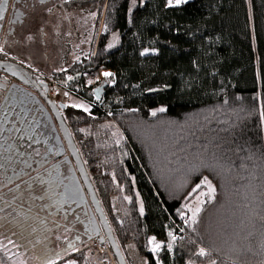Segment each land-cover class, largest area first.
<instances>
[{"label": "trees", "instance_id": "1", "mask_svg": "<svg viewBox=\"0 0 264 264\" xmlns=\"http://www.w3.org/2000/svg\"><path fill=\"white\" fill-rule=\"evenodd\" d=\"M67 9L98 11L95 42L48 78L88 106L62 115L126 264L135 253L142 264H264V0H75ZM104 71L112 75L98 84ZM12 111L1 112L0 139L35 137L45 149L31 131L41 116ZM46 172L0 190V264H115L104 233L85 238L88 214L71 216ZM162 212L154 254L148 217L158 223Z\"/></svg>", "mask_w": 264, "mask_h": 264}, {"label": "flooded vegetation", "instance_id": "2", "mask_svg": "<svg viewBox=\"0 0 264 264\" xmlns=\"http://www.w3.org/2000/svg\"><path fill=\"white\" fill-rule=\"evenodd\" d=\"M3 1V5L0 9V16L3 17V19H0V48L2 49L0 62L20 66L25 69L35 81L46 83L47 86L42 88L43 93L48 90L49 98L51 100L53 99V102L61 104L60 101H56L55 97L51 98L53 87L47 81L49 79L48 76L54 72L47 73L44 70H39L36 65L42 63V61L49 63L48 53L41 49L46 43L47 46L49 43L50 46L53 47L54 43L48 42L46 39L53 40L54 38L55 27L53 29V25L54 23L56 24V17H59L58 12L63 10V13H66V19H68L67 11L69 9H67V5L75 0ZM50 13H54L52 17L54 19L50 27L49 25L46 27L45 24L48 21ZM37 19L40 20L39 24H37ZM43 20L45 22L44 26L41 24ZM68 21H70V19ZM49 34L52 36L50 37ZM35 37L40 39L41 47L39 52L34 49L36 43L31 45L29 42V40L31 41ZM40 78L46 81H42ZM75 79L76 74L71 76V79L68 77L66 84L73 83ZM8 92L9 95L7 97H9L10 100L12 99V105L9 107V114H12V110L16 107H20L23 108L24 111L32 113L37 112V114L41 116H38L41 121L33 124L31 131L35 133L38 142L45 145L43 156L49 157L48 162H45L43 168L46 169V174L51 176V180L57 182L58 185L62 187L63 193H66L63 187L64 176H61V173L64 167L63 163H65L63 159L69 157V152L65 145L60 144V141L64 144V140L61 136H58L60 135V129L57 122L53 118L52 123L47 116L46 111L50 110V108L39 91L32 87L28 77L22 76L12 68L0 67V103ZM63 112L64 110H61V113ZM30 115L32 114L30 113ZM6 121L10 122V115L5 117L4 123H6ZM1 124L2 123H0V125ZM68 199V201L65 199L67 203L66 206L68 207L66 210L70 212L71 216L78 218L81 211L88 214V219L84 223L85 238L91 239L92 243H97L99 239L102 240V235L97 236L98 229L92 224L93 219L88 205H80L71 198ZM62 211H64V209H62Z\"/></svg>", "mask_w": 264, "mask_h": 264}, {"label": "rangeland", "instance_id": "3", "mask_svg": "<svg viewBox=\"0 0 264 264\" xmlns=\"http://www.w3.org/2000/svg\"><path fill=\"white\" fill-rule=\"evenodd\" d=\"M191 1V0H189ZM63 10L58 12L59 17H56V24L54 23V38L46 39V41L54 43L53 47L47 43L41 49L44 52L48 53V62L42 61V63L36 65L37 69L44 70L47 73L50 72H60L62 70L68 69L73 63L80 59L82 55H87L91 50L93 43L95 42V35L97 34V21L99 19L98 11H82V10H68V19H66V13H63ZM54 15L50 13L47 23L45 24L44 20L42 21V25L47 27L52 24ZM70 19V21H68ZM40 23V20L37 19V24ZM61 33V34H60ZM50 36V34H49ZM52 36V35H51ZM50 36V37H51ZM49 37V38H50ZM38 41V42H37ZM31 45L35 44L34 49L38 52L40 51L41 43L40 39L36 37L31 41L29 40ZM35 50V51H36ZM2 51V50H1ZM36 51V52H37ZM43 72V71H42ZM105 71L102 72L95 81L98 84L104 79ZM109 73V72H108ZM110 77V76H108ZM42 81H46L43 78H40ZM49 80V79H48ZM49 83L54 84L52 87L51 98H56V101H60L62 104L66 106L76 107L77 109L83 107L88 108V106L84 105L78 98L67 92L60 86L58 82L52 80L50 78ZM96 83V84H97ZM112 86L113 83L110 82ZM57 93V96L53 95ZM53 100V99H52ZM60 104V103H59ZM1 118H4V115H0V123ZM1 130H5V128H1ZM9 129H6L8 131ZM13 142V141H12ZM5 144L7 142L3 141V138L0 139V190L6 186L8 179L13 180V182L19 178L27 177L31 175L33 172L44 167L45 162H48L49 157L43 156L44 149L40 145H36L37 140L35 137H31V139L22 140L21 138L13 143ZM19 149V150H18ZM19 154V155H17ZM11 177V178H8ZM2 179L5 181L3 182ZM11 183V182H10ZM204 195H201L194 204V207H191L193 211L199 208L202 201L204 200ZM192 213V211H191ZM161 218L160 222L156 223L149 219V225L151 228L152 237L155 236L157 231L160 229L161 225L167 222V215L160 213ZM162 245L161 242L156 241ZM151 247L153 249L154 245L151 243ZM159 251L153 252L154 254H158ZM105 259V260H104ZM145 259L141 258L137 253L132 256V261L134 264H142ZM16 264H33V262H29L24 257L22 262H17ZM69 264V263H66ZM73 264H75L73 262ZM93 264H109L107 258L103 257L101 261L97 260L93 262Z\"/></svg>", "mask_w": 264, "mask_h": 264}, {"label": "water", "instance_id": "4", "mask_svg": "<svg viewBox=\"0 0 264 264\" xmlns=\"http://www.w3.org/2000/svg\"><path fill=\"white\" fill-rule=\"evenodd\" d=\"M3 2H4L3 0H0V9L3 5ZM102 29H103V21L99 29L98 39L102 33ZM0 67L12 68L14 71L21 74L22 76L28 77L32 87L37 91H39L40 95L42 96V98L50 108V110L46 111L47 116L52 121V123H53L52 120L53 118L57 122L60 129V135L58 136H61L64 140V144L62 143V141H60V144L65 145L67 151L69 152V157L63 159L64 161L67 162L66 164L68 165V169H67L68 175L63 179L64 190L67 193L68 197L71 198L73 201L78 202L80 205H85V204L88 205L93 219L92 220L93 226L98 229V234L103 232L106 240L109 242L110 250L108 251V253L110 254L111 258L113 259L115 264H126V261L115 240L114 234L110 228V225L98 201L94 188L86 172L85 166L82 162V159L78 153L76 145L72 139L70 131L61 113V110H65L67 106L62 103L57 104L53 102L48 96V90L44 91V93L42 91V88L46 87L47 84L35 81L30 76V74L20 66L0 62ZM106 87H107V83H104L101 87H99L94 91L97 100H101L103 89ZM8 95L9 92L8 94H6V96L3 97L0 103V115L2 113L4 114L5 112H7L9 107H11L12 105V101H11L12 99L10 100V98L7 97ZM64 173H65V168H63L62 170L61 176L64 175Z\"/></svg>", "mask_w": 264, "mask_h": 264}, {"label": "snow or ice", "instance_id": "5", "mask_svg": "<svg viewBox=\"0 0 264 264\" xmlns=\"http://www.w3.org/2000/svg\"><path fill=\"white\" fill-rule=\"evenodd\" d=\"M188 2H189V0H167V5H168V7H176V6L181 5L182 3L183 4H186ZM0 19H3V17L0 16ZM141 54L144 55V54H146V52L145 53H141ZM104 75H105V77H108V76H110L112 74L111 73H108V72H105ZM69 79H71V77H69ZM84 110L87 111L86 108ZM160 111H164V109H160ZM153 115H155V112L153 113ZM261 117H262V119H264V113H261ZM206 186L209 189V194L215 191V189L211 187L210 183H206ZM142 210L143 209H141V211ZM189 211H192V217L190 218V220H191L192 223H195V217L199 213L200 209L197 208V209H195V211H193L192 209H189ZM169 235L171 236L172 234L169 233ZM172 239L174 240L175 239V236H172ZM150 243H152L154 245V247L152 249L153 252L159 251V249L161 248V244L156 243L154 237L152 238V240L150 241ZM198 255L205 256V255H207V253L205 252V250L203 248H201L199 250ZM48 264H56V261L50 260V261H48ZM69 264H73V262H69Z\"/></svg>", "mask_w": 264, "mask_h": 264}, {"label": "built area", "instance_id": "6", "mask_svg": "<svg viewBox=\"0 0 264 264\" xmlns=\"http://www.w3.org/2000/svg\"><path fill=\"white\" fill-rule=\"evenodd\" d=\"M1 50H2V49L0 48V54H1V52H2ZM47 81L49 82V80H47ZM49 84H50L51 86L54 85V84H52V83H49ZM53 95H54V96H57V93H54V92H53Z\"/></svg>", "mask_w": 264, "mask_h": 264}]
</instances>
